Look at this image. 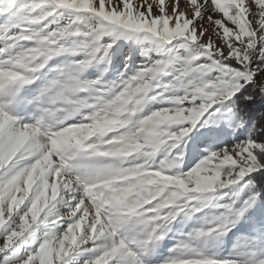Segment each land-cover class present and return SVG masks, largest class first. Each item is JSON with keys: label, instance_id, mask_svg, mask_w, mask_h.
Segmentation results:
<instances>
[{"label": "snow or ice", "instance_id": "6c2138e0", "mask_svg": "<svg viewBox=\"0 0 264 264\" xmlns=\"http://www.w3.org/2000/svg\"><path fill=\"white\" fill-rule=\"evenodd\" d=\"M0 264H264V0H0Z\"/></svg>", "mask_w": 264, "mask_h": 264}, {"label": "rangeland", "instance_id": "374dc122", "mask_svg": "<svg viewBox=\"0 0 264 264\" xmlns=\"http://www.w3.org/2000/svg\"><path fill=\"white\" fill-rule=\"evenodd\" d=\"M136 57L137 62H140L141 60L145 59V57H141L139 54V51H136ZM111 67V65H110ZM91 71V70H90ZM147 107V105H146ZM163 158L162 152H158L155 155V159L158 161ZM196 161H193L192 164H189L188 167L194 165ZM181 168H184V165H181ZM186 170V169H185ZM217 192H220L221 190H216ZM223 200H227V197H223ZM209 212L208 208L202 209L200 212H197L193 215V217L188 218L187 222H174L173 223V231H171L168 236L165 237L164 240L158 242V244L155 246V248L152 250L151 258L153 260L160 259L163 256H166L168 254V250L173 247L177 243L178 240L183 239L184 237L181 235L182 233H187L191 227L189 228L186 226L187 224H192L194 226H198V224L201 222L202 216L204 213ZM177 221H180V218H177ZM238 227H233L228 233L224 234L221 238L216 240L214 243V248L212 250L216 251L221 256H226L230 252L234 251V245L228 247L226 244V240L224 239L229 233H234L236 229L239 231L244 232V228L242 227L243 221H239Z\"/></svg>", "mask_w": 264, "mask_h": 264}, {"label": "trees", "instance_id": "16d2710c", "mask_svg": "<svg viewBox=\"0 0 264 264\" xmlns=\"http://www.w3.org/2000/svg\"><path fill=\"white\" fill-rule=\"evenodd\" d=\"M226 190H221L220 193H223ZM186 226H188L189 228L193 227V225L191 224H187ZM238 223L236 224V227H238ZM245 231V229H244ZM242 233V231H239L238 229H236L234 231V233H229L224 239L226 240V244L229 246H231L232 244H235L237 241V238L240 236V234Z\"/></svg>", "mask_w": 264, "mask_h": 264}]
</instances>
